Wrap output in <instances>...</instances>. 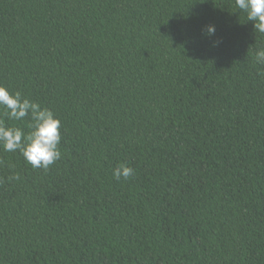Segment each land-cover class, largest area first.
I'll list each match as a JSON object with an SVG mask.
<instances>
[{"label":"trees","instance_id":"obj_1","mask_svg":"<svg viewBox=\"0 0 264 264\" xmlns=\"http://www.w3.org/2000/svg\"><path fill=\"white\" fill-rule=\"evenodd\" d=\"M258 47L234 0H0V84L62 124L46 171L0 148V264H264Z\"/></svg>","mask_w":264,"mask_h":264},{"label":"clouds","instance_id":"obj_2","mask_svg":"<svg viewBox=\"0 0 264 264\" xmlns=\"http://www.w3.org/2000/svg\"><path fill=\"white\" fill-rule=\"evenodd\" d=\"M234 4L246 15V21L252 22L253 30L264 34V0H234ZM203 32L214 36L216 27L208 24ZM253 56L257 65L264 66V47L256 48ZM258 75L264 76V72ZM19 122H26L28 130L20 127ZM61 128V120L49 107L0 84V148L4 152H18L33 169L46 171L61 159ZM9 168L12 174L7 179L20 181L22 177L14 170L15 166L9 164ZM134 174L135 169L124 162L112 169L116 181L128 180Z\"/></svg>","mask_w":264,"mask_h":264}]
</instances>
